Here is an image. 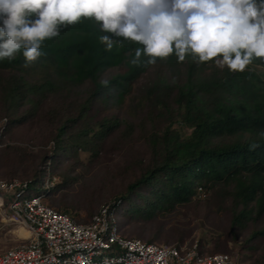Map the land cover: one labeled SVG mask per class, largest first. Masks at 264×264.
<instances>
[{
  "label": "trees",
  "instance_id": "trees-1",
  "mask_svg": "<svg viewBox=\"0 0 264 264\" xmlns=\"http://www.w3.org/2000/svg\"><path fill=\"white\" fill-rule=\"evenodd\" d=\"M82 21L74 26L61 27L58 37L44 42L41 48L44 55L34 62L47 68L45 77L48 78L43 86H35L25 79L23 50L14 59L0 60V105L2 115L9 119L0 121V137L8 127L25 121L24 116L18 113L20 106L31 103L32 99L35 101L34 97L40 102L46 99V94L41 92L46 85L61 89L67 83L80 85L89 81L95 87V95L114 91L121 98L150 66L174 70L181 66L187 75L182 85L175 88L159 77L141 93L148 115L162 117L167 114L169 120L160 128L152 124V129L146 134L150 161L123 193L110 199L120 201L118 222L122 227V220L129 216L148 221L158 214L187 206L198 188H218L224 196H233L234 208L239 212L233 215V226L256 221L264 213V136H261L264 132V78L254 71L234 73L228 68L221 70L218 76L213 74L203 78L201 70L213 68L214 62L198 64L191 56L184 62H178L175 54L167 59L158 58L151 65L146 64V58L142 57V63L133 66L130 60L135 49L141 47L139 43L113 36L118 43L108 51L99 39L106 33L99 30L93 19L82 18ZM251 65H264V58H255ZM118 67L125 71L107 80V85L99 81L103 71ZM49 77H52L51 81ZM172 118L179 119L181 129L172 128ZM115 125L116 119L107 120L91 136V129L68 133L65 123L56 133L55 151L66 152L69 158L76 157L81 151L96 155V140L103 138ZM184 128L191 129L190 134L186 135ZM253 143L259 146L250 151ZM43 165L33 180H24L29 181L28 196L44 194V204L69 215L78 224H88L96 212L88 220L80 222L68 209H57L48 202L54 189L47 191L45 188V177L51 170L47 162ZM235 234L232 232L234 240ZM259 235L264 236V229L255 232L253 239ZM177 245L174 246L180 248V244ZM198 248L203 255L216 253ZM239 253L238 249H231L224 254L236 259ZM253 264H264V253H260Z\"/></svg>",
  "mask_w": 264,
  "mask_h": 264
},
{
  "label": "rangeland",
  "instance_id": "rangeland-1",
  "mask_svg": "<svg viewBox=\"0 0 264 264\" xmlns=\"http://www.w3.org/2000/svg\"><path fill=\"white\" fill-rule=\"evenodd\" d=\"M25 68L23 74L29 83L35 86L46 83L47 68L35 63ZM223 69L214 64L213 68L202 69L201 74L203 78L213 74L218 76ZM124 71L122 67L107 69L101 73L99 81L109 80ZM247 71H254L264 78V65H249ZM159 77L175 85V88L187 79L181 66L174 70L152 65L121 98L114 91H102L95 95V87L89 81L80 85L67 83L61 89L46 85L41 90L46 99L40 102L31 97V103L20 106L18 113L24 116L25 121L8 127L0 137V179L33 180L34 174L47 162L53 173L50 171V175L44 176L45 181L48 185L52 183L50 190L54 189L48 202L57 209H68L80 222L88 220L101 204L123 193L150 161L146 134L153 125L163 127L169 117L167 114L162 117L148 115L141 93ZM51 80L52 77H49ZM2 114L0 105V121H9ZM111 119H116L117 125L96 140V155L81 151L76 157L69 158L66 152L55 151V136L63 124L67 123L68 133L91 129L92 136L105 121ZM71 120L74 121L67 122ZM172 122V128L181 129L179 119L172 118ZM183 130L186 135L190 134L191 129ZM233 199V196H224L218 188H198L187 206L158 214L148 221L125 217L122 227L117 223L118 231L128 238L152 241L156 245L180 244L179 247L184 248L197 244L207 253L238 249L239 256L234 258L236 264H253L260 253H264V236L253 239L255 232L264 229V213L256 221L233 226V215L239 213L234 208ZM116 216L119 219V214ZM250 217L252 219V215ZM20 229L0 225V249L16 246L18 243L12 240V234L23 237ZM232 232L236 233V240L232 238ZM248 239L251 241L248 242Z\"/></svg>",
  "mask_w": 264,
  "mask_h": 264
},
{
  "label": "clouds",
  "instance_id": "clouds-1",
  "mask_svg": "<svg viewBox=\"0 0 264 264\" xmlns=\"http://www.w3.org/2000/svg\"><path fill=\"white\" fill-rule=\"evenodd\" d=\"M82 18L106 33L99 39L108 51L118 43L113 36L139 43L133 66L142 57L151 65L175 54L178 62L191 56L243 73L264 58V0H0V60L23 50L30 66L44 55L46 40Z\"/></svg>",
  "mask_w": 264,
  "mask_h": 264
},
{
  "label": "built area",
  "instance_id": "built-area-1",
  "mask_svg": "<svg viewBox=\"0 0 264 264\" xmlns=\"http://www.w3.org/2000/svg\"><path fill=\"white\" fill-rule=\"evenodd\" d=\"M51 184L45 182L47 191ZM28 187L29 181L0 179V225L29 234H12L18 244L0 249V264H236L228 254H200L197 244L177 248L127 238L117 226L120 201L102 204L88 224H78L44 204V194L28 196Z\"/></svg>",
  "mask_w": 264,
  "mask_h": 264
},
{
  "label": "bare ground",
  "instance_id": "bare-ground-1",
  "mask_svg": "<svg viewBox=\"0 0 264 264\" xmlns=\"http://www.w3.org/2000/svg\"><path fill=\"white\" fill-rule=\"evenodd\" d=\"M20 231L23 233V238L28 237L29 234L27 231H25L24 229H20Z\"/></svg>",
  "mask_w": 264,
  "mask_h": 264
}]
</instances>
